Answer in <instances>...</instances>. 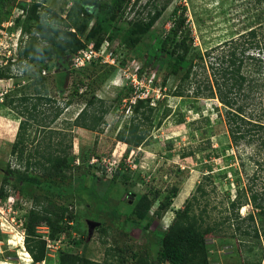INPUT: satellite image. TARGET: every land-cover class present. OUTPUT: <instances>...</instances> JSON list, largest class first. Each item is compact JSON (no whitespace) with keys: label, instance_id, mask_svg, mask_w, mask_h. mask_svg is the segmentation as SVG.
I'll list each match as a JSON object with an SVG mask.
<instances>
[{"label":"rangeland","instance_id":"obj_1","mask_svg":"<svg viewBox=\"0 0 264 264\" xmlns=\"http://www.w3.org/2000/svg\"><path fill=\"white\" fill-rule=\"evenodd\" d=\"M0 1L3 3H0V38L6 35L10 39L8 35L13 34L11 40L16 49L22 38L27 41L23 29L21 33L19 29L23 25L19 11L21 4L34 5L33 17L26 22L32 26L40 22L50 27H63L54 23L53 15L64 18L73 3L85 4L89 11L93 8L91 0L87 3L82 2L84 0ZM105 1L98 0V6L102 8ZM149 12L156 16L153 26L141 36L138 44L131 45L126 33L133 28V23L146 20ZM101 16L106 18V32L112 37L97 50L93 48L98 53L100 71H104L105 66L110 69V75L96 92L108 110L100 127L102 131L93 133L71 126L85 102L79 96L71 97L67 89L59 85L55 88L50 83L49 95L55 103L44 105L43 113L35 114L27 126L26 139L31 151L41 147L43 141L42 150L50 140L49 132L55 133L51 139L57 144L62 143L57 147V153L61 155V151H65L62 156L67 162V178L44 183L47 179L39 176V183L51 188L54 195L26 183L18 184L17 191L10 189L9 196L0 199V264H33L32 260L27 258L26 261L22 256L25 253L22 224L31 207L32 196L43 193L56 204L72 209L74 216L70 226L54 240L48 238L49 230L44 224L36 228V233L48 241L45 259L40 264H59L60 254H77L97 263L108 259L116 264L118 257L106 254L109 248L123 251L120 256L123 264H133V255L141 252L155 260L160 237L175 211L182 208L192 195L197 197L199 208L196 214L205 210L202 214L204 223L218 227L214 232L216 237H209L206 241L209 264L256 261L264 264V222L261 224L256 215L254 224L244 219L253 212L251 205L241 207L238 212L230 205L238 190L246 189L248 194L256 192L264 198V149L259 150L257 142L233 144L225 121L227 109L216 98L192 95L197 85L195 82L200 78H211V71L183 83L180 90L185 97L180 98L174 93L185 69L181 68L176 76H169V64L162 65L158 58L161 45L171 48L174 42L171 31L175 30L172 21L181 17L186 21L179 39L185 38L190 49L192 46L204 52L225 41L237 40L251 29L257 32L254 42H264V0H129L113 19L102 9L93 20ZM83 34L77 35L84 40ZM166 36H169L168 40ZM166 48L163 49L168 50ZM248 54L256 56L255 51ZM75 58L76 53L69 60L63 57L59 61L57 56L52 59L48 71L57 74L63 67L70 70L73 73L68 80L70 84L74 80L73 75L77 77L76 73L83 69L73 66ZM262 62L264 72V60ZM85 67L89 68L87 63ZM245 69H251L250 64L244 66ZM11 70L16 77L0 81V93L6 90L14 92L31 84V69L25 74L21 67L14 66ZM198 71L202 72L201 69ZM262 77V74H253L248 79L256 78L259 85ZM249 86L244 90L249 98L241 100L240 104L245 105V114L252 112L255 119L260 116L264 125V86L253 89L254 93ZM11 94L9 99L15 98ZM146 98L150 99L148 106L154 109V118L151 124L145 119L139 120L140 131L147 135L144 145L133 146L124 156L127 146L116 140V134L130 121L133 107L129 106ZM69 100H72L71 104L66 106ZM57 110L61 113L52 121ZM141 111H146V108ZM22 120L0 100V184L7 166L11 169L17 167L10 148ZM45 125L47 127L43 128ZM114 160H122L123 167L111 180L107 172L113 170ZM127 174L129 179L125 183ZM35 175L39 174L31 177ZM198 185L204 188L203 195L195 192ZM144 193L152 204L148 217L140 220L134 205ZM166 196L171 198V205L162 218L157 219L153 212ZM131 222L138 225L133 226ZM100 226L108 231L99 233ZM253 228L260 231L259 238L241 235L245 231L252 234ZM236 238L242 239L243 247L238 246ZM79 240L80 245H75Z\"/></svg>","mask_w":264,"mask_h":264},{"label":"trees","instance_id":"obj_2","mask_svg":"<svg viewBox=\"0 0 264 264\" xmlns=\"http://www.w3.org/2000/svg\"><path fill=\"white\" fill-rule=\"evenodd\" d=\"M128 1L107 0L101 8L98 6V0H91L93 4L91 11L87 9L85 4L78 5L79 3L77 2V4L73 3L68 8L64 18H60L56 14L53 15L54 23L63 27H50L40 22L34 23L33 26L26 25V22L28 23L32 19L35 7L34 5H20V9L24 13L23 25L20 26L23 29V36L26 37L27 41L24 42V45L18 52L17 62L0 68V81L16 77V75L12 74L11 68H13L12 66H17L21 67L23 74L31 69L29 73L31 84L26 85L24 89L7 92L2 100V103L6 107L16 112L23 120L20 123L16 139L10 148V155L15 159L17 167L11 169L10 166H7L0 184V199L7 198L10 189L17 191L18 184L26 183L35 185V187L54 195L51 188L39 183V176L47 179L44 183H49L54 180L64 181L67 178L65 172L68 169L67 162L66 158L62 156L65 151H61V155L58 154L59 152L57 153L59 151L57 147L62 143L57 144L52 142L51 139L55 133L47 130L50 131L51 142L48 139V142L43 146L42 150L40 148L42 147L43 141H41V147L33 148V151H31L30 148L28 149V140L26 139L28 135L27 126L30 125V121L34 120L35 114H42L44 105L54 102L52 96L49 95L50 83L55 88L56 85H59V87L67 89L71 97L79 96L85 102L84 108L72 122L71 126L93 133L102 131L100 127L104 124V116L108 110L104 106V101L98 99L96 92L110 75L109 67L104 65V71H100L98 61H94L91 65H88L89 68L85 67L80 69L76 73L77 77L73 75L74 80L68 84V80L73 74L70 70L66 71L63 67L57 74L50 73L48 66L52 59L57 56L60 58L59 61L63 57H67L69 60L74 53L84 49L90 43H93V47L97 50L103 42L111 41L112 37L106 32V18L101 16L99 19L96 18L93 20L94 15L104 9L110 15V18L113 19L122 12ZM82 2L87 3L88 0ZM0 3L3 5L1 1ZM43 19H45V16ZM155 19L156 16L149 12L146 20L140 19L136 24H132L133 28L126 33V36H129L128 40L131 45H136L140 42L141 36L151 29ZM91 20L93 22L90 23ZM185 21V18L182 17L172 21L175 25V30L171 31V37L174 42L170 45L171 48H166V45H161V48L158 50V58L161 64H169V76H176L181 68L185 69L179 79V87L174 95L180 98L185 97L184 92L180 90L181 85L188 83L190 80L192 81L193 78L202 77L203 74L208 72L207 70L211 71V78H200V80L195 82L197 85L194 87L192 95L207 99L216 98L227 109L225 111V121L228 127L229 137L233 144H237L238 142H257L259 150L264 149V125L261 123L262 118L258 116L259 118L255 119L252 112L249 115L245 114V105L240 104L241 100L246 101L249 98L244 93V90L251 82H255L253 86H249L252 91L251 93H254L255 91L253 89H257L258 86H264V72H262L264 42H254L257 32L255 29H251L245 34L240 35L237 40L225 41L201 52L192 46L190 49L185 38L179 39L185 29ZM80 33H84V40L77 35ZM168 39L169 36H166V40ZM163 48L170 49V52ZM250 51H255L256 56L248 54ZM188 58L189 63H187ZM38 64L40 65L38 66ZM249 64L251 69L243 70L244 66ZM33 67L35 68L33 69ZM106 67L108 68L106 69ZM198 69H201L202 72L199 73ZM253 74L263 75L260 78L261 84H256V78L248 79ZM10 93L15 98L9 99ZM16 95L19 96L16 97ZM32 98L36 99V102L32 103ZM71 101H67L65 105H70ZM149 101L150 99L146 98L144 100H137L132 106L130 105L129 107H133L131 111L133 114L130 121L116 134V140L127 146L124 156L128 154L129 149L133 146L139 147L144 145L143 143L147 135L140 131L139 120L145 119L150 124L152 123V119L154 118L152 111L154 109L148 106ZM95 105H97V108L93 109ZM144 107L146 111H141ZM60 113L61 111L57 110L52 121H55ZM42 127L46 128L47 126ZM122 160L117 161L118 169L111 176V180L117 177L118 170L120 167H123ZM94 165H88L87 167L93 169L96 166ZM35 173L39 175L31 177ZM104 174L105 172H103ZM124 179L126 183L129 179V174ZM10 180H14L15 182L12 181L11 183ZM195 192L203 195L204 188L202 185H198ZM237 194V197L230 204L232 210L238 212L241 207L251 205L253 212L244 219H248L254 224L255 217L257 216L260 218L262 224L264 222L263 196L252 191L248 194L246 193V189L238 190ZM139 197L134 207L139 211L136 212V215L142 220L148 217L147 213L152 203H150L146 193ZM190 198L184 202L182 208L175 211L169 226L160 237L155 260H151L148 254L141 252L133 255V264H209L206 241L209 237H216L214 232L218 231V227L204 223L202 214L205 213V210L196 214V209L199 208L197 205V197L192 195ZM171 201V198L166 196L163 201L158 203L153 212V216L161 219L169 209ZM73 216L72 209H68L64 205L56 204L51 197L44 193L32 196L31 207L22 227L24 233V249L30 256L33 264H40L44 261L47 246V240L36 233V228L44 224L49 230L48 238L54 240L58 234L64 232L66 227L70 226ZM237 218H240V216H237ZM242 220L239 219V221ZM131 224L133 226L138 225L137 222H131ZM97 231L105 234L108 229L100 226ZM241 235L243 237L252 238L253 236V238H259L260 231L253 228L252 234L245 231ZM236 240L238 241V246L243 247L241 243L242 239L236 238ZM80 241H77L75 245H80ZM106 254L112 255V257L117 256L118 262L116 264H123V260L120 257L123 255L122 250L109 248ZM59 264L114 263L109 262L108 259H104L102 263H97L77 254H60ZM244 264L261 263L260 261H256L245 262Z\"/></svg>","mask_w":264,"mask_h":264},{"label":"built area","instance_id":"obj_3","mask_svg":"<svg viewBox=\"0 0 264 264\" xmlns=\"http://www.w3.org/2000/svg\"><path fill=\"white\" fill-rule=\"evenodd\" d=\"M20 11V15L22 16V20L24 18V13L22 9H19ZM9 25H12V22L9 23ZM10 27V26H9ZM20 29V33H21V26H19ZM10 37V39L5 35L4 38H0V68H4L7 67L8 65L14 64L17 62L18 60V52L20 50V48L24 45V40L22 38V40L19 42L20 44L18 45V48H14V42L11 40V38L13 37V34H9L8 35ZM26 39V37H24ZM93 44L90 43L89 45H87L86 48L79 50L78 52H76V58L74 60L73 66L74 67H78V69L80 68H84L85 67V63H87L88 65H90L92 62L97 61L98 60V53L96 51H94L93 49ZM14 67V66H12ZM44 74V72H43ZM82 91V90H81ZM7 93V90L5 92L0 93V100L2 101V97H4L3 95H5ZM114 166L112 167L113 170H109L107 173L112 176L113 173L116 171L117 169V161L114 160ZM106 173V171H105ZM48 242V241H47Z\"/></svg>","mask_w":264,"mask_h":264},{"label":"bare ground","instance_id":"obj_4","mask_svg":"<svg viewBox=\"0 0 264 264\" xmlns=\"http://www.w3.org/2000/svg\"><path fill=\"white\" fill-rule=\"evenodd\" d=\"M22 256H23V259H24V260L26 259V261H27V258H29L28 260H30V261H31V259H30L29 255L27 254V252H26V251H25V253H24V254H22Z\"/></svg>","mask_w":264,"mask_h":264},{"label":"clouds","instance_id":"obj_5","mask_svg":"<svg viewBox=\"0 0 264 264\" xmlns=\"http://www.w3.org/2000/svg\"><path fill=\"white\" fill-rule=\"evenodd\" d=\"M91 65V64H90ZM9 80H11V79H9Z\"/></svg>","mask_w":264,"mask_h":264},{"label":"crops","instance_id":"obj_6","mask_svg":"<svg viewBox=\"0 0 264 264\" xmlns=\"http://www.w3.org/2000/svg\"><path fill=\"white\" fill-rule=\"evenodd\" d=\"M84 131H86V130H84Z\"/></svg>","mask_w":264,"mask_h":264},{"label":"water","instance_id":"obj_7","mask_svg":"<svg viewBox=\"0 0 264 264\" xmlns=\"http://www.w3.org/2000/svg\"><path fill=\"white\" fill-rule=\"evenodd\" d=\"M92 225V224H91Z\"/></svg>","mask_w":264,"mask_h":264}]
</instances>
